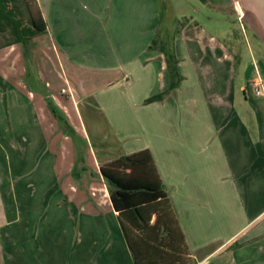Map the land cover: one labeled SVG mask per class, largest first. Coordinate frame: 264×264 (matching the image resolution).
I'll list each match as a JSON object with an SVG mask.
<instances>
[{
    "label": "crops",
    "instance_id": "0c3cea01",
    "mask_svg": "<svg viewBox=\"0 0 264 264\" xmlns=\"http://www.w3.org/2000/svg\"><path fill=\"white\" fill-rule=\"evenodd\" d=\"M199 1L249 66L164 0H28L46 32L0 48V264H264V0Z\"/></svg>",
    "mask_w": 264,
    "mask_h": 264
},
{
    "label": "trees",
    "instance_id": "16d2710c",
    "mask_svg": "<svg viewBox=\"0 0 264 264\" xmlns=\"http://www.w3.org/2000/svg\"><path fill=\"white\" fill-rule=\"evenodd\" d=\"M10 32L13 39L6 43V45H11L15 43H20L25 49V55L28 57L29 50L32 45L33 40L44 34L46 28H43L35 14L32 12L28 0H0V35ZM5 45V46H6ZM30 45V46H29ZM158 47L166 56L167 66L170 73V89L175 90L178 88L182 76L178 69V59L176 57L173 47L166 42H159V40L154 39L151 45V48L154 49ZM2 48V46H0ZM168 94V92L155 94L145 100L146 104L161 101ZM48 103L52 113L55 117L61 121L66 122L65 117L60 112L57 105L52 99H48ZM127 162L130 161V158H124ZM102 174L105 181L109 186L121 193L119 195H125L124 193H136V192H153L152 189L146 186L142 187H127L121 184L113 176L109 175L106 169L101 168ZM121 179V177H119ZM113 201L116 202L115 195H112ZM239 244L232 245L237 247Z\"/></svg>",
    "mask_w": 264,
    "mask_h": 264
},
{
    "label": "rangeland",
    "instance_id": "374dc122",
    "mask_svg": "<svg viewBox=\"0 0 264 264\" xmlns=\"http://www.w3.org/2000/svg\"><path fill=\"white\" fill-rule=\"evenodd\" d=\"M164 2H166L165 4H167L166 20L171 19L172 16L174 17V19H176L175 16H177L181 20L180 26L206 28L208 30H211L212 32L214 31V34L220 37H222L226 32L228 45L231 46L230 51L233 52L237 59L241 57L240 60L242 62V65L249 66L251 64L252 52L250 41L248 38L246 39L243 32L241 31V22L238 20V17H227L216 12L215 10L205 8L199 0H164ZM173 23L175 24V21H173ZM12 39L13 37L9 31L5 34L0 35V46H2V49H4L3 47L6 45V43L11 41ZM23 57L24 59L21 56L19 57V59H22V61L26 62V59H28V57L25 55V49ZM17 62L18 60H16V63ZM55 126H53V132L59 130H55ZM63 127L66 128L65 131H68H66V133L69 135L68 143L76 141L78 139L76 135H73V128H71L67 124L66 127L65 125Z\"/></svg>",
    "mask_w": 264,
    "mask_h": 264
},
{
    "label": "built area",
    "instance_id": "2783aa9c",
    "mask_svg": "<svg viewBox=\"0 0 264 264\" xmlns=\"http://www.w3.org/2000/svg\"><path fill=\"white\" fill-rule=\"evenodd\" d=\"M63 92H66V90L64 89ZM258 93H260V90H258ZM93 194L96 195L97 192L94 191Z\"/></svg>",
    "mask_w": 264,
    "mask_h": 264
}]
</instances>
